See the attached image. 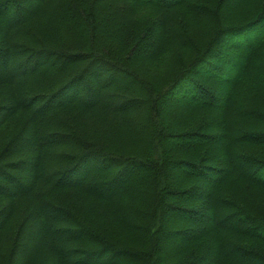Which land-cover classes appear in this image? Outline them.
Segmentation results:
<instances>
[{
  "label": "trees",
  "instance_id": "trees-1",
  "mask_svg": "<svg viewBox=\"0 0 264 264\" xmlns=\"http://www.w3.org/2000/svg\"><path fill=\"white\" fill-rule=\"evenodd\" d=\"M185 14L206 19L201 38L186 32ZM165 58L172 73L154 78L149 68ZM2 90L14 105L0 104V128L25 118L0 150V197L11 201L0 231L15 204L30 211L8 237L11 263L27 241L29 263L44 247L58 264H264V0H0ZM101 107L129 120L131 145L40 131L60 110L90 121ZM67 139V160L40 167L42 152ZM30 148L32 164L1 163ZM88 162L97 166L77 178ZM69 192L139 201L120 222L134 242L105 241L62 206Z\"/></svg>",
  "mask_w": 264,
  "mask_h": 264
},
{
  "label": "rangeland",
  "instance_id": "rangeland-1",
  "mask_svg": "<svg viewBox=\"0 0 264 264\" xmlns=\"http://www.w3.org/2000/svg\"><path fill=\"white\" fill-rule=\"evenodd\" d=\"M27 4L29 5V2H27ZM149 13L150 10L145 9V10H140L134 14L136 15L137 18L142 19L143 17L148 16ZM185 17H186L185 26L188 29L186 32L189 34H193L198 38H201V36L205 34V32L202 31V25L205 23L204 21H206V19L204 20L201 17L192 18L188 14H185ZM172 69H173L172 62L165 58L162 62L155 64L153 67L149 68V72L154 76V78L160 77L162 79L168 77L172 73ZM40 81L41 80L35 78L26 81V83L23 86H21V90H19V93L26 94L33 92L35 90V86H38ZM112 83H115V80ZM43 86L44 85L42 83L40 87ZM5 94H6L5 90H2L0 92V104H2L3 105L2 107L4 108H9L14 104L5 102ZM69 109L71 108L60 110L58 112H55L52 116L48 117L46 123L41 126L40 131L46 133V131L51 132V131L59 130L60 132L67 133L71 136L72 134H77L78 137L80 136L83 140L90 143H94L95 145L104 146V147L110 146L121 150H123L124 148L118 147L117 146L118 143L119 146H122L121 143H123V141L125 145L126 142L130 143V145L132 142H134V140H131V137L129 136L128 132L125 130L126 127H124V124L127 123L126 121L129 120H127L125 116L122 117L112 113L108 107L106 108L101 107V110L88 115L89 117H92L90 121L89 119L85 118L84 115H80L78 114V112L71 111ZM139 113L140 112H134V114H139ZM5 114L6 112H4L2 116L0 115V120L3 116H5ZM23 114L24 113H21V117L19 116V118H16L7 126L4 125L5 124L4 123L0 128V150L10 140L12 135L9 134L10 130L18 126V121L23 122L25 118ZM73 141H69V139H67V141L64 140L63 142H56L53 144L51 148L43 151L42 162L40 164V167L50 170H52L53 168H58V164L61 163V160L62 161L67 160L64 155L62 156V158H60L59 155L65 152H72L71 149L75 147V141L74 142ZM18 154L20 156L12 157L13 153L11 152L8 153L6 157L3 160H1L2 161L1 163L6 164L4 163V161L9 162L7 164L16 163L18 161L17 159L20 158L28 162L29 164H32L31 158H33V156L31 152V148L22 150ZM95 165L97 166V164H93V163L91 164L89 162L86 163L85 165H81L78 173L76 174V177L78 176L77 178H79V176H82L84 174L83 178H85L86 177L85 172L87 171V169ZM29 167L32 168L33 166L31 165ZM92 178L93 177H90V179ZM44 187H46V184L41 183L39 181L37 182L34 192L39 193L41 191H44ZM61 200H63L66 203L62 205L63 207H66L71 212H73L77 216V218L80 221H82V223H84L86 226L91 228L93 231L97 230L100 233V235L104 239H106L105 241L107 242L114 241L116 243L117 242L120 243L122 240H124L128 245L134 242L133 238L135 237L131 235L128 231H126L125 228L122 227L123 223L120 224V222L122 221L124 222L132 217L130 214L131 207L133 206L132 203L139 201L130 200L127 201V203L122 202L120 205L115 206L114 204H102L99 202L91 201L89 199L88 200L84 199L82 197H78V196L75 197V195L72 196L70 192L64 194ZM10 202H11L10 200H6V199L4 200L0 197V211L4 210L5 213L6 210L4 208L8 204H10ZM15 205L17 206L16 211L12 213L11 217L8 218L10 219L9 220L10 222L7 223V225H3L2 226L4 227L3 231L2 232L0 231V264H28L31 261V254L29 255V253L31 252L29 250L30 247L29 245L31 244L27 243V241L23 243L22 248L24 250L27 248L28 249L23 253L20 252L19 254H17L14 257L13 260L14 262L13 261L12 263L10 262L12 256L8 258L7 255H4L5 253L4 249L5 246L7 245V242L9 241L8 239L9 235L13 234L14 230L17 229L22 217H25L30 213V211L26 212L24 209V207L27 208L25 202H20ZM2 218L4 219L5 216ZM37 221H32L29 225L31 229L30 230L31 234L34 235L38 234L42 227L39 224V221L38 222ZM61 238L62 236L59 237V239ZM70 248L73 249L74 252L73 255H71V257L69 258V261L72 263V261H74L77 258L78 255L77 252H79L80 248H83V246L77 245L76 243L72 245ZM54 252L55 251L41 247L39 251V256L37 257L38 259L34 263H29V264H58ZM55 253L58 256H60V254H58L57 252Z\"/></svg>",
  "mask_w": 264,
  "mask_h": 264
}]
</instances>
